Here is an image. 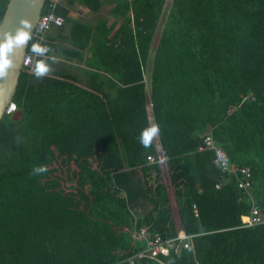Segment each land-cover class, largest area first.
Returning <instances> with one entry per match:
<instances>
[{
  "label": "trees",
  "instance_id": "1",
  "mask_svg": "<svg viewBox=\"0 0 264 264\" xmlns=\"http://www.w3.org/2000/svg\"><path fill=\"white\" fill-rule=\"evenodd\" d=\"M105 5L111 24L75 17ZM56 14L49 53L21 72L19 117L0 121V264H130L144 228L191 236L161 256L170 264H264V0H64ZM56 56L88 81L51 65L37 78ZM210 132L231 167L250 168L249 192L199 151ZM254 206L262 222L244 226Z\"/></svg>",
  "mask_w": 264,
  "mask_h": 264
},
{
  "label": "built area",
  "instance_id": "2",
  "mask_svg": "<svg viewBox=\"0 0 264 264\" xmlns=\"http://www.w3.org/2000/svg\"><path fill=\"white\" fill-rule=\"evenodd\" d=\"M49 10L47 13L41 15L37 26L34 30L35 38L42 45L45 37L53 28H59L64 25L62 16L56 14L57 7L64 2V0H48ZM35 53H27L24 59V66H31L34 59L37 57ZM18 111L16 103L13 101L5 110L7 115H15ZM211 150L214 151L213 164L218 169L234 174L237 179L238 187L244 192H249L252 187V172L250 168L244 167L241 169H234L230 166L229 158L224 149L219 147L213 137L212 132L207 133L204 137L203 144L199 147V151ZM149 163H154L153 156L148 157ZM222 183L217 185L220 188ZM196 208V207H195ZM242 222L244 226L250 227L262 222L259 210L254 206L251 215L243 216ZM137 235L145 242V247L136 255L129 259L130 264H135V258L144 259L149 258L158 261L161 264H170L164 262L161 256H168L172 251L179 253L181 250H190L192 247V239L190 235L181 231L175 237L164 238L159 234H151L146 228L137 231Z\"/></svg>",
  "mask_w": 264,
  "mask_h": 264
},
{
  "label": "water",
  "instance_id": "3",
  "mask_svg": "<svg viewBox=\"0 0 264 264\" xmlns=\"http://www.w3.org/2000/svg\"><path fill=\"white\" fill-rule=\"evenodd\" d=\"M46 2L47 0H10L0 25V40L4 39L5 33L15 34L17 29L23 27L22 21L25 20L30 25L28 30L31 40L37 23L44 12ZM30 40L11 53L13 66L6 76L0 77V121L16 94Z\"/></svg>",
  "mask_w": 264,
  "mask_h": 264
},
{
  "label": "clouds",
  "instance_id": "4",
  "mask_svg": "<svg viewBox=\"0 0 264 264\" xmlns=\"http://www.w3.org/2000/svg\"><path fill=\"white\" fill-rule=\"evenodd\" d=\"M23 27L17 29L15 34L5 33L4 39L0 40V77H4L13 66V59L11 53L18 48L23 46L30 40V31L28 30L30 25L27 20L22 21ZM31 51L38 56L45 57L49 53L47 46L41 45L39 42L31 44ZM51 70L50 64L47 59H39L36 61L34 66V73L37 78L45 76ZM160 132V126L158 124H151L141 130L139 140L140 143L146 148L149 147L153 141V138ZM47 171L46 165H40L34 167L32 170L33 175H39Z\"/></svg>",
  "mask_w": 264,
  "mask_h": 264
},
{
  "label": "rangeland",
  "instance_id": "5",
  "mask_svg": "<svg viewBox=\"0 0 264 264\" xmlns=\"http://www.w3.org/2000/svg\"><path fill=\"white\" fill-rule=\"evenodd\" d=\"M111 6L112 5H105L103 9L99 13H92L87 8L81 7L78 8V11H76L75 17L78 19L83 20L86 23H89L91 25H96L99 23L102 19H108V22L111 24L113 21L112 15H111ZM51 63L55 66H61L63 68H66L69 72H72L76 75H78L84 82H87L89 79V76L86 73V66L84 63L75 61L73 63H69L63 56H56L54 59L51 60ZM54 67V66H51ZM15 117H19V112L14 115Z\"/></svg>",
  "mask_w": 264,
  "mask_h": 264
},
{
  "label": "crops",
  "instance_id": "6",
  "mask_svg": "<svg viewBox=\"0 0 264 264\" xmlns=\"http://www.w3.org/2000/svg\"><path fill=\"white\" fill-rule=\"evenodd\" d=\"M76 15V14H75ZM54 29V28H53ZM53 29L51 30V31H49V33L47 34V35H50L52 32H53ZM56 29V28H55ZM50 61L52 60V59H54V58H52V57H49L48 58ZM51 66H55L54 64H50Z\"/></svg>",
  "mask_w": 264,
  "mask_h": 264
}]
</instances>
